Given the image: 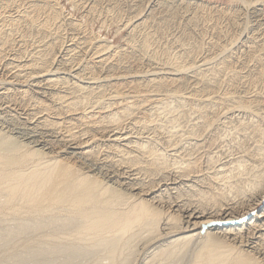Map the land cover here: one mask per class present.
Wrapping results in <instances>:
<instances>
[{"label": "rangeland", "instance_id": "rangeland-1", "mask_svg": "<svg viewBox=\"0 0 264 264\" xmlns=\"http://www.w3.org/2000/svg\"><path fill=\"white\" fill-rule=\"evenodd\" d=\"M0 1H3L0 2L2 5L4 1L6 3L7 0ZM33 1V4H42L41 2H43L42 0ZM51 1H53V3L55 2V0ZM27 2L32 4V0H28L26 3ZM174 2H177L180 8L179 15L177 16L178 18L171 17L170 12L167 11V7H164V0H62V4L55 7L57 8L56 10H59L61 5L65 3L64 6H66L67 9L62 11L63 14L59 25L62 24L67 31L58 32L57 30H43V32L42 28L37 26L38 24L29 26V24L26 25V23H24L21 30L29 31L30 34L33 33L32 35L35 36L34 38L31 36L23 38L20 36L21 33L12 32L11 26L3 24L4 21H10L11 23L12 18L19 20L23 15V13L19 14L17 10H24V7L17 9L14 4L7 8V10H5L6 13L0 15V29L1 31L3 29L2 33L4 34H2L3 38L0 35V40L3 39V41H0V43L3 44V46L0 44V151L3 150L5 152L6 149V151H8V149H12V147H18L23 150L34 149L40 152L38 156L39 159L41 157L43 160L58 159L59 162H69L68 164H71L73 169L75 168L78 172L80 171V173L89 175L91 178L93 177L97 181L99 180L98 182L100 183L109 184L110 186L108 185L107 189V191H110L109 193H132L136 198L142 196V198L153 203L157 202L161 195L164 196V199L167 196L165 199L167 200L168 198L171 199L177 196L181 190L183 192H188L192 187V183L196 185V188L200 185L204 186V184L199 181L205 178V174H192L186 179L183 177L179 178L180 176H178V174L180 170L178 169V172L174 166L170 167L171 169L169 168V170L166 169L156 174L157 176L155 175L147 178L142 172L140 173L138 171L140 174L135 175L137 171L133 173L134 170L123 168L124 165L119 167L117 162V160L120 159L119 153H142L143 151L138 148L140 143H145V146H156L155 149L157 153L165 154L164 157L166 161L168 160L171 163L175 160L174 158L180 159L182 153H195L197 150V155H202L200 157L203 168H207L206 165H209L206 160H209L210 155L216 158L215 167H218V169H225L226 167L224 166L227 165L228 167L232 160L234 161V159L237 160L241 157H244L246 160L248 159L247 161L253 164L254 162L248 155L250 153H258V150L261 149L260 147H264V135L258 130L259 126L264 129V0H174ZM95 6H97V9L102 10L103 14L93 12ZM139 7L142 8L141 10L143 11L140 15H137L138 17L134 16L138 13ZM110 9H114V13L112 12L111 14V12L108 11ZM1 11H3V9H0V12ZM68 12H73L74 16ZM121 13L123 17L119 20V18L117 19L116 17L122 16ZM94 18L95 21L92 23V29L99 34V37L93 39L91 43H88L85 39L87 35H89L88 32H90V30L84 28V25H87V22L84 20L91 19L90 21H93ZM104 20H106V23L102 24ZM79 24H81V26H78ZM4 39L8 42L5 45ZM145 39H152V42L150 41L152 46L147 49V51L142 46ZM102 47H104V50H102ZM98 49L102 51L94 54ZM163 52H165V54H163ZM155 54L159 55V58ZM36 58L39 59V63L41 64H43L45 60L49 62L50 66L48 71L39 72V69H37L38 66L35 68L31 65ZM170 58H172L171 61L174 63L169 60ZM225 63L229 64L230 68L232 66V69H227L226 71L223 68ZM186 65L187 67H184ZM88 68L94 70L93 74H97L96 79ZM35 70L36 72H34ZM233 75L236 76L235 84L226 83V80ZM257 77L260 78L256 79ZM252 78L254 81L257 80L258 83L256 88L254 87L253 89H251V86L249 87V82ZM159 83H164L163 86H159V88L162 87L160 88L161 90L157 88V84ZM142 84L145 86L141 87L140 85ZM136 85L139 89L134 88ZM118 86L121 87V89H118ZM165 86L166 88H163ZM180 86L182 87L180 88ZM176 88H178L179 91ZM205 88L209 91L215 90L216 93L214 91V94L211 93L202 98L193 97V92L195 90H202ZM26 90L28 91L29 98L32 94L30 102L28 97H26L25 100L22 97L17 99L18 96H16V99L14 96V99L12 98V94L16 95ZM116 90L122 91H117L116 93ZM56 93H61V95H67L68 97H89V95H91L89 97V102L86 101V103H89V105H87V107H89L87 110L88 112H84L89 115L101 112L102 108L105 106L108 109L104 108L102 111H104L103 114L107 116L111 112L113 113V110H115L114 113H118L119 111L117 109L123 106L124 109L129 104L131 106L136 104L133 106L134 108L132 107V109L136 111L133 115L129 116V118L127 117L128 120L124 117L126 121L123 119V123L120 120L121 125L119 126L120 128H118L119 130L116 128L117 123H113V125H116L115 127L113 126L114 128H110V130L113 129L110 131L111 133H107L108 130L103 131L99 126H94L89 127V132H85V134H87L85 135L84 132H81L88 126L84 124L85 126L83 125L82 127L81 124L83 122L79 119L81 115L80 111L83 109L78 110L79 113L76 111L67 113L66 115V112H64L65 115H59L57 110L61 109L62 105L60 104L61 101H57L54 98L56 97ZM224 95L226 96L224 97ZM36 97H38V99ZM9 98L16 101H9ZM32 98L34 99L32 100ZM39 98L54 106V108L56 107L55 110L57 112H45V110L43 111L39 106L37 107L36 104L40 102ZM97 99L99 101L101 99V101L99 102ZM6 101L9 102L7 103ZM35 101L36 104L34 105ZM117 101L118 103H114ZM240 101H250L248 103L250 108L239 109L237 106ZM112 102L115 105L112 104ZM109 103H111V107ZM21 104H23V107L27 105V109L25 107L22 108ZM94 104L100 106L101 109L99 107L97 108ZM60 105L61 108H58ZM226 105L230 107L227 109V107L225 108ZM79 108L84 107L81 106ZM49 112L52 113L53 116ZM120 112L122 113V110H120ZM120 112L117 115L121 116ZM135 116L146 117L145 124L143 122L144 120L140 123H134L132 119ZM46 120L52 122L56 121V123L59 122L60 124L59 126L57 124L51 126L49 123V126L46 125L48 123ZM70 121L72 123H70ZM44 122L47 123L44 124ZM228 122L230 123L228 124ZM63 123L65 124L64 127L67 126L66 124L71 125L77 123L75 125L73 124L74 129L76 128L75 131L72 130L73 133H75L74 136H71L67 130L65 131ZM110 124L112 125V123ZM57 127L58 129H56ZM79 129L81 135L79 134L77 136H80V139L79 137L76 138ZM204 131L206 133H204ZM65 132L66 135L69 134L70 136H66ZM94 132L97 137H94L93 140V136L95 135ZM114 134L118 135L114 136ZM89 139L91 140L89 141ZM82 141L85 143L79 146ZM212 142L215 145L211 144ZM193 149L195 151H193ZM10 151L5 152V154L10 153ZM253 165H256V163ZM123 169H126V173L125 171L122 172ZM166 175L168 176L167 178ZM209 176L208 174L206 175V177ZM157 177L160 182H157ZM153 179L158 185L154 183ZM150 180L153 181V185ZM148 181L152 186L156 185V188L146 192V190L151 187V185H148ZM144 182L147 183V186H145L146 183L143 184ZM143 186L144 189L146 187L147 189L143 190ZM189 186L191 187L189 188ZM207 186L205 185V187ZM196 188L195 190L193 189L192 193H195L197 190ZM182 199L186 201L183 200L182 202ZM181 200H178V204H173V206L177 204V206L173 208L174 212L185 202L193 204L194 206L199 205V199L197 197L190 198L189 196H183ZM159 204L160 201L156 203V205ZM193 205L188 207V209L192 208ZM185 206H187V204ZM236 206L237 205H235V207ZM230 207H232V205H227L226 208ZM229 211H231V209ZM263 211L264 201L257 209L248 214L245 219L230 223H233L234 227H240L242 232H244L245 229L247 231V224L252 223L256 218H259L258 222L261 220V223L264 222ZM215 212H217V210ZM11 213L12 212L8 211L6 217L7 220L11 217V222L13 221V224L8 226V221L5 222L6 218H3L1 219L2 224L0 223L1 229L5 225L8 227L14 225V219H16L15 217L17 216V219L20 217L21 221V217L23 216H15L16 214L14 213H12L14 216H11ZM61 213L64 214V210ZM18 222L16 221V223ZM166 222L167 221L164 222V220L161 221L162 229L168 228ZM215 226L216 225H209L204 228L202 233L207 234L209 230L214 234L221 232L218 228H215L212 232ZM5 228H3V230H5ZM262 229H264V227H262ZM31 230H29L27 234L25 231L23 234L24 236L20 235L22 233H19L18 236L15 235L16 237H9L6 235L3 237V233L0 231V235L2 236H0V264H29V262L30 264H44V262L45 264H50L51 262V264H53L56 260H59L57 263L61 262V264H64V261H67V263L65 262L66 264H72L73 262L74 264H77V262L78 264H94L93 262L95 261H92V258H95L99 254L96 255L94 251V256L90 257L88 254L92 253L91 250H95L96 247L99 248V250H103L109 245V243L107 244L106 242L108 238H104V236H106L105 234L101 237L104 239L100 243L103 244L105 242L104 245H107L104 246L101 244L102 247H100L97 245L98 242L96 243L94 242L95 240L92 241V239H89V237L94 238L93 235L80 237L82 241H79L80 239L77 238V244L74 240L71 239V241L69 239L72 235L70 237H68V235L63 237L60 236L65 242L63 243L62 240L60 241V238L58 239L59 241L57 240L58 242H56V239L50 236H48L49 238L43 236L44 238H41V240L39 235L42 230H38L40 231L38 232L40 233L39 235L38 233L33 234L36 235V237L29 235L33 232V230ZM140 232L141 234H139ZM140 232H135L138 234L137 237L142 235L141 237L139 236L136 241L135 234L131 235L132 237L130 236L131 238L135 236L133 240L135 243L132 242L134 251H130L132 250V246H130V250H127L130 252V256L126 254L127 252L124 253L125 260H128L130 257L129 262H132V264H146L145 261L150 259V255L153 251L157 250L158 246L175 238L169 237L171 235H167L163 238H156L150 241L151 237L148 233L144 235L142 231ZM222 234L223 231L220 235L222 236ZM145 236L149 237L144 238ZM229 237L231 238L230 240H234L237 238V235H227V238ZM83 238H87L88 240H84L83 242ZM140 238L142 242H140ZM39 239L40 241L38 242ZM127 239L128 236H126L125 240ZM47 240L50 242L48 243ZM66 240L70 241L68 242ZM125 240H123V243ZM127 241L129 242V239ZM237 241L238 239H235L234 242L237 243ZM34 242H36V244ZM43 242L47 243L46 245L49 244L48 246L50 247H45ZM254 242L256 241L252 240L243 244L238 243V246L246 253L250 252L249 254H255L258 251L255 248L256 244ZM55 243H57V247L60 246V250H57L58 252L52 255V252L50 253L49 250L52 249ZM68 243L70 244L68 245ZM74 243L78 246L74 247ZM67 245H72L70 250V247ZM81 245H84V248L82 246L83 249ZM87 245L96 247L90 248ZM118 247L120 248L121 246ZM42 248L45 251L42 250ZM86 249L91 253H88ZM64 250L69 251L63 252ZM79 251H86L84 254L88 255V261L84 257V260L82 259V254H80ZM103 251H106V249ZM103 251L99 253L105 254ZM42 252H44V254H42ZM70 252H76L75 254L78 252L82 261L77 257L78 254L73 256V254L70 255ZM55 254L58 256L54 257ZM59 254H61V256ZM117 254L116 252V255ZM43 255L44 259L42 258ZM50 255H52V257ZM188 255L191 256V253H188ZM104 256L105 255H102L101 257V255H99L101 259ZM117 256H115V259L118 260ZM257 256L260 257V261L264 263V254H257ZM36 257H38V260ZM105 257L106 260L103 259L107 262V257L109 256L106 255ZM120 257L122 258L123 254L122 256L120 254L119 261L124 259H120ZM112 258V261L111 259L108 260L112 263L113 261L117 263V260H114V257ZM186 258L185 256L184 260L188 263L187 260H190V258ZM89 260H91V262ZM105 262L102 263L112 264L110 262ZM117 264H119V262ZM147 264H155V262Z\"/></svg>", "mask_w": 264, "mask_h": 264}, {"label": "bare ground", "instance_id": "bare-ground-1", "mask_svg": "<svg viewBox=\"0 0 264 264\" xmlns=\"http://www.w3.org/2000/svg\"><path fill=\"white\" fill-rule=\"evenodd\" d=\"M26 1H28V0H12V1L7 0L6 3L4 1V3L2 5L0 3V5H1L0 9H3V11L0 12V15L5 14L6 13L5 10H7V8L11 7L14 4L16 5L17 9L24 7V10H20V11L17 10L19 12V14L23 13L21 18L19 17L20 18L19 20L14 19V18H12V19L10 18L11 23H10V21H8V22L4 21V23H3L5 25L11 26L12 32L15 31V33L16 32L21 33L20 36H22L23 38L27 37V36H31L34 38L35 36L32 35L33 33L30 34L29 31L27 32L26 30L25 31L21 30L24 23H26V25L29 24V26L30 25L32 26L34 24H38L37 26H40V28H42V31L43 30H47V31L48 30H57L58 32H60V31L62 32L64 30L67 31L66 28L64 29V26L62 24L59 25L61 16L63 14L62 11L64 9H67L66 6H64L65 3L63 5H61L59 10H56L57 8L55 7V6H60V4H62V0H55L54 3L51 0H42L43 1V2H41L42 4H40V3L39 4H33V2H34L33 0H32V4H30L29 2L26 3ZM0 2H3V1H0ZM164 4L166 5V6L164 5V7H167V9H168L167 11L170 12L171 17L174 18V17H177L179 15L180 8H179V5L177 4V2H174V0H164ZM27 5H28V7H27ZM79 7H81V6H79ZM141 9L142 8L138 9L139 10L138 13L134 16L140 15V13L143 11ZM113 10L114 9H112V10L110 9L108 11L111 12V14H112ZM93 12H97L98 14L99 13L103 14L102 10L97 9V6H95L93 8ZM68 13H70V12H68ZM70 14L72 16H74L73 12ZM75 14H76V12H75ZM95 17H97V16H95ZM122 17H123V14H122V16H119L116 18L117 19L119 18V20H120V18H122ZM124 17H125V15H124ZM129 17H128V19L130 20ZM90 20L85 19L84 21L87 22V25L83 24L85 29L87 28V30H90V32H88L89 35H87V37L85 39L88 43H91L93 41V39L99 37V34L92 29L93 28L92 23L95 21V18L93 19V21H90ZM103 23H106V20H104V22H102V24ZM81 24H79L78 26H81ZM2 31H3V29H2ZM2 31L0 29L1 37L4 35L2 33ZM12 32H11V34H12ZM6 39H4V42H5V43L3 42L4 45L6 43H8L7 41H5ZM151 40L152 39H145L143 42L142 46L144 47V49H146V51H147V49H149L152 46ZM0 41H3V39H1ZM200 44H202V43H200ZM1 45L3 46V44H1ZM102 50H104V47H102ZM102 50L98 49V50H96V52L94 54H97V53L101 52ZM163 54H165V52H163ZM156 56L158 57L159 55H156ZM170 57H172V56H170ZM43 58H44V56H43ZM171 59L172 58H170L169 60L171 61ZM172 63H174V62H172ZM31 65H33L35 68L38 66L37 69H39V72L48 71L49 66H50L48 61L45 60V62L43 61V64H41V63H39V59H37V58L33 60V64H31ZM180 65H181V63H180ZM179 67H181V66H179ZM184 67H187V65ZM223 68L227 71V69H232V66L230 68L229 64L225 63ZM88 69L92 72V74L94 73V70H92L91 68H88ZM36 70L34 72H36ZM182 70H183V68H182ZM96 75L93 74L95 79H96ZM203 76H205V75H203ZM259 78L257 77L256 79H259ZM235 80H236V76L233 75L232 77H229L226 80V83L233 85V84H235ZM250 80L251 81L249 82L250 83L249 87L251 86V89H253L254 87L256 88V85L258 84L257 80L254 81L253 78ZM217 83H219V82H217ZM163 84L162 83L157 84V86H158L157 88H159V86H163ZM228 84H226V85H228ZM223 85H224V83H223ZM140 86L142 87L143 84ZM202 86H204V85H202ZM181 87L182 86H180V88ZM119 88L121 89V87L118 86V89ZM134 88L139 89V87L137 85ZM160 88H162V87H160ZM163 88H166V86ZM176 89H178V88H176ZM117 91L121 92L122 90H120V91L116 90V93H117ZM178 91H179V89H178ZM214 91L213 90L209 91L206 88L202 89V90L198 89V90H195L193 92V97L195 96L196 98L197 97L202 98V97L210 95L211 93L214 94ZM156 92H157V90H156ZM181 93H182V91H181ZM215 93H216V91H215ZM228 93H230V92H228ZM28 95H29L28 91L26 90V91H22L20 93H17L16 95L12 94V98L14 96V98L16 99V96H18L17 99L19 97H22L25 100L26 97H28ZM31 95H30V98H31ZM55 96L56 97H54V98L57 101L58 100L61 101L60 104L62 105V108L60 105V107H58V108H61V109L57 110L59 115L63 116L64 112H66V115H67V113H73L76 111L78 112V110L83 109L80 111L81 115H80L79 119H81V121L83 122L81 124L82 127L84 124H86L88 126L82 130L81 133L84 132V134H85V132H89V127H94V126H99V128L102 129L103 131L108 130L107 133H109L111 130H113V129L110 130V128L111 127L114 128L116 125V124L113 125V123H117V126H116L117 129L120 128L119 127L121 125L120 120L121 121L123 119L125 120L124 117L129 118V116L133 115V113L136 111L135 109H132V107L135 106L136 104H133L132 106L129 104L131 107L129 105H128L129 106L128 107L126 104L127 107H125L124 109H123L124 106L120 107L121 109L119 108L120 110H122V113L120 112L119 109H117L121 113L122 117L120 115H117V114H119V112L114 113L115 110H113V113L112 112L110 114L107 113V114H109L107 116V115H104L103 114L104 111H102V110H104V108H107L106 106L104 107V105H105L104 104L103 105L104 108H102L101 112H96L94 114L92 113V115L91 114L89 115L87 113L85 114L84 112H88L87 110L89 107H87V105H89V103H86V101L89 102V97L91 95H89V97H85V96L84 97H79V96L78 97H76V96L75 97L74 96L68 97L67 95H61V93L60 94L56 93ZM225 96L226 95H224V97ZM36 98L38 99V97H36ZM13 99H10L9 101H16ZM33 99L34 98H32V100ZM30 101H31V99L29 100V102ZM39 101H40L38 103L39 105L36 104V101H35V103L34 102L33 103H34V105L36 104L37 107L39 106V108L42 109L43 111L44 110H45V112L46 111H51V112L56 111L55 110L56 107L54 108V106L50 105L46 101L41 100V99ZM100 101H101V99H100ZM143 101L146 102L145 100H143ZM249 102L240 101L237 107H239V109L240 108H243V109L250 108V106L248 104ZM12 103H15V102H12ZM114 103H118V101L114 102ZM114 103L112 102V104H114ZM110 104L111 103H109V105ZM21 105H22V108L25 107V106L23 107V104H21ZM78 106L79 107L83 106L84 108H79ZM111 106L112 105H110V107ZM26 107H27V105H26ZM96 107L100 108V106H96ZM226 107L228 109L230 106L226 105L225 108ZM182 110H183V108H182ZM93 111H95V110H93ZM225 112H226V110H225ZM50 114H52V113H50ZM97 114H99V115H97ZM223 114H224V112H223ZM256 114H257V112H256ZM52 116H53V114H52ZM128 118L126 120H128ZM49 119H50V117H49ZM132 120H134V123L135 122L140 123L141 121L144 120L143 122L145 124L146 117L135 116ZM46 121L48 122V123L46 122L47 124L44 122V124H46V125H49V123H50L51 126L53 124H57L59 126V124H60L59 122L56 123V121L55 122L54 121L53 122L48 121V120H46ZM205 121H207V120H205ZM211 121H212V119H211ZM211 121H210V123H211ZM64 123H63V127L65 125ZM70 123H72V122L70 121ZM77 123H75V124H77ZM110 123H112V125ZM122 123H123V121H122ZM150 123H151V121H150ZM229 123L230 122H228V124ZM73 124H71V125L66 124L67 126L64 127L65 131L67 130V132L70 133L71 136H74V134H75V133H73L72 130L75 131V129H76V128L74 129ZM212 126H213V124H212ZM56 129H58V127ZM91 130H92V128H91ZM258 130L262 133V135H264V129H262L261 126H259ZM95 132H94V134H95ZM256 132H257V130H256ZM204 133H206V132L204 131ZM224 133H226V132H224ZM79 134H80V129H79V133L76 134V136ZM105 134H106V132H105ZM65 135H66V132H65ZM67 135H69V134H67ZM85 135H87V134H85ZM95 135L93 136V140H94V137H97V135L96 136ZM117 135L114 134V136H117ZM88 136H89V134H88ZM78 137L80 139V136H77L76 138H78ZM238 137H239V135H238ZM90 140L91 139H89V141ZM83 141H82V143L79 144V146L85 143ZM144 144L140 143L138 145L139 146L138 148L143 151L142 153H139V154H137V153H119L120 159L117 160L119 167L124 165L123 168L134 170L133 173H135V171H137L136 172L137 174H135V175H139L142 172L148 178V177L155 176L156 174H159L166 169L169 170L170 167L175 166L176 170H178V169L180 170V173L179 174L177 173L178 176H180L179 178L183 177L186 179V178H189L192 174H194V175H196V174L201 175V173L205 174L204 175L205 178L202 179V181H199L202 184H204V186L200 185L199 187L196 188V185H193V183H192L191 184L192 187L189 186V188L190 187L191 188L188 190V192L187 191L183 192L181 190L182 192L180 191L177 196L172 197L171 199L168 198L167 200H165L167 198V196L165 199H164V196H162V195H161V197L157 196L160 198L157 200V202L153 203V202L147 201L146 199L142 198V196L139 197L138 196L139 194L137 195L139 198L138 197L136 198L135 195H133L132 193L128 194L127 192H123L124 193L123 194L121 192L120 193H115V192L113 193L111 191L112 193H109L110 191H107L108 185H109L108 183H107L108 185L100 183V182H98L99 180L97 181L93 177L91 178L89 175L80 173V171L78 172L75 168L73 169V166L71 164H68L69 162L65 163L66 161L65 162L62 161L63 162L62 163L61 161L59 162L58 159H54V160L44 159L43 160V158H41V157L39 159L38 156H39L40 152H38L34 149H26L25 148L26 150H23V149H20L18 147L17 148L12 147V149H8V151H6L7 149L5 150V152H9L11 150L10 153L5 154V152L3 150H1L2 152L0 151V223L2 224L1 219L6 218L5 222L8 221L7 222L8 226L13 224V221L11 222V219H12L11 217L9 218L10 220L9 219L7 220L6 216H7L8 211L16 214L15 216L21 215L23 217H21L22 218L21 221H20V217H19V219H17L18 216L15 217L16 219L13 218L14 219V225L17 224L15 226L12 225V226L8 227L7 225H5L4 227H2L3 226L2 225L1 226L2 229L0 228L1 232H2L3 228L7 227V228H5V230H3L2 236L4 237V235H6L9 237L10 236L16 237L15 235L18 236L19 233H22L20 235H23L25 231L27 234L28 231L32 229L33 232H32V234H29V235H33L34 233H38L42 230L40 232L41 234L38 233V235L40 234L39 235L40 239L44 238V237L49 238L48 236H50L51 238L53 237L54 239H56V242H58L59 241L58 239L60 238V236L63 237V236L68 235V237H70L72 235L71 238H69V239L70 240L72 239V240H74V242H76V240H78V239H80L79 241H82V238H80L82 236L93 235L95 239L88 236L89 239H92V241L95 240L94 242H96V243L98 242L97 245L100 247H102V245L105 244V242L103 244L100 242H102V240L106 237V238H108V240H111V241H108L106 239L107 244L109 243V245L103 249V250L106 249V251L99 250V248H97L96 246L90 247L89 245H87L90 248L96 247V249L98 250V251L96 249L91 250V252H92L91 253L90 251H87V249H86V251L88 253L89 252L91 253V254H88V253L87 254L90 255V257L91 256L93 257L95 252H96V255L99 254V255H101V257H102V255H105V256L107 255L110 257V258L109 257H107V258L111 259V261L113 260L112 257H114V260H117V259H115L116 258L115 256L118 255L117 256V258H118L117 263L119 262V264H132V262H129L130 257L128 259V255L130 256V254H129L130 252L127 250L129 249L130 246H132L131 247L132 250H130V249L129 250L134 251L133 244H132V242L135 243L133 241L134 237L136 236L135 237V241H136L139 238V236L140 237L142 236V235H139L137 237L138 234H136L135 232L137 231V233H138V232L142 231L144 233V235H145V233H146V235H147V233L150 235V237L152 239V240L150 239V241H153V239H156V238L157 239L163 238L164 236H167V235H171L169 237H173V238L175 237L174 239L168 240V242H165L164 244H161L160 246H158L157 250L153 251L152 254L150 255L151 256L150 259L145 261L146 264L151 263V262H155V264H264L262 261H260V257L257 256V254H264V233H263L264 229H262V227H264V224H263L264 222L261 223L262 220L260 222H258L259 218H256L252 223L247 224V226H248L247 231L245 229L244 232L241 231L240 227H234L233 223H230V222H234L236 220L245 219L248 214H250L252 211L257 209V207H259L264 201V147H260L261 149L258 150V153H250L248 155V156H250L252 161L254 163H256V165H253L254 163L253 164L249 163L247 161L248 159L246 160L244 157H241V158H238L237 160L236 159H234V161L232 160V162L230 161L231 163H230V165H228V167L224 163L226 165V166H224V167H226L225 169H218V167H215V159L216 158H213L212 155L209 156V160L208 159L206 160L209 163V165H206L207 168L202 167L201 157H200L202 155L199 153L200 156H198L197 155L198 153H196V152H198L197 150L195 153H193V152L192 153H182V155H180L181 156L180 159L174 158L175 160L173 161V163H171L168 160H167L168 162L166 161V159L164 157L165 154L163 155V153H157V150L155 149L156 146L151 147V146H145ZM211 144H213V142ZM213 145H215V144H213ZM193 151H195V150L193 149ZM95 153H96V150H95ZM214 154H216V153H214ZM41 155H43V154H41ZM121 155H123V156H121ZM37 157H38V159H37ZM248 163L251 164L252 166L249 165ZM113 165H115V164H113ZM179 170H178V172H179ZM124 171L126 173V169L125 170L123 169L122 172H124ZM127 171H129V170H127ZM138 171L140 173H138ZM204 171H205V173H204ZM207 174H208V176L209 175L210 176L206 177ZM167 177L168 176L166 175V178ZM161 179H162V177H161ZM150 181L152 182V185L154 183L157 184L154 181V179H153L154 183L152 180H150ZM157 182H160V181H158V177H157ZM145 183L146 182H144L143 184H145ZM148 183H149L148 185L150 186L151 183L149 181H148ZM137 185H138V183H137ZM152 185H151L152 188L149 187L148 189H147V187L144 189V186H143V190L147 189L146 192H148L150 189H155L156 185L155 186H152ZM205 185L206 186L208 185V186L205 187ZM145 186H147V183ZM195 188L197 190L195 191V193H192L193 189L195 190ZM118 191H116V192H118ZM189 193H191V194H189ZM183 196H189L190 198L197 197L199 199L198 200L199 205L194 206L193 204H188L185 202L183 205L179 206L178 210H176L174 212V209H173L174 206H177L178 200L179 199L181 200V198H183ZM183 200L184 199H182L181 201L183 202ZM158 201H160V204L156 205V203H158ZM184 201H186V200H184ZM174 203H177V204L173 206ZM162 204H163V206H162ZM186 204H187V206H185ZM192 205H193V207L188 209V207H190ZM227 205H232V207L226 208ZM235 205H237V206L235 207ZM230 209H231V211H229ZM61 210L62 211L64 210L65 213L64 214L61 213L62 212ZM216 210H217V212H215ZM12 213H11V216H14V214H12ZM186 214H187V216H186ZM8 216H10V215H8ZM18 220H19V222H18ZM162 220H164V222L165 221L168 222V223L166 222V225L168 226V228L162 229V227H161V221ZM16 221L18 223H16ZM3 224H4V222H3ZM219 224H222V225H219ZM164 225H165V223H164ZM209 225H216L212 229V232L214 231L215 228H218L219 230H221V232H217L216 234H214V233L210 232L211 230H209V232H207V234L206 233L203 234L202 232H203L204 228L208 227ZM137 229H139L140 231ZM38 230H40V231H38ZM222 231H223V234L221 236L220 234L222 233ZM103 234H105L106 236H104ZM133 234H135V236H133V238H131L132 237L131 235H133ZM139 234H141V232ZM227 235H235V236L237 235V238H235V239H238L237 243L234 242L235 239L230 240L231 239L230 237L227 238ZM33 236L36 237V235H33ZM103 236H104V238L102 239L101 237H103ZM126 236H128L129 242L127 241L128 239L125 240ZM19 237H21V236H19ZM146 237L147 236H145L144 238H146ZM73 238H76V239H73ZM40 239L38 240V242L40 241ZM64 239H65V237H64ZM131 239H132V241H131ZM28 240H30V239H28ZM61 240H62V238H60V241ZM84 240L87 241L88 239L83 238V242H84ZM123 240H125L124 243H123ZM252 240L256 241L254 243L256 244L255 248L258 252H256L255 254H249L250 252L246 253V252H244V250H242L238 246V243H242V244L246 243V242L248 243L249 241H252ZM62 241H63V243H65L64 240H62ZM66 241H68V240H66ZM49 242L50 241H48V243ZM140 242H142L141 238H140ZM34 243L36 244V242H34ZM70 243H73V242H70ZM70 243H68V245ZM85 243H87V242H85ZM120 243L121 244L123 243L124 245L123 244L121 245ZM148 243H149V241H148ZM44 244H45V247H47L49 245V244L46 245L47 243H44ZM56 244L57 243H55V245L52 246V249L49 250L50 253L52 252V255H53V253H57L58 252L57 250H60V248H59L60 246L57 247ZM76 244H77V242H76ZM76 244L74 245V247L78 246ZM136 244H137V242H136ZM52 245H53V242H52ZM58 245H59V243H58ZM90 245H91V243H90ZM106 245H104V246H106ZM82 246L84 248V245H81V248H82ZM118 246H121V247L119 248ZM48 247H50V246H48ZM68 247H70L69 248V250H70L72 245L68 246ZM23 248H24V246H23ZM43 248H42V250H44ZM47 249H49V248H47ZM64 249H66V248H64ZM73 249H75V248H73ZM117 249H119V250H117ZM69 250H66V251L64 250L63 252H68ZM79 250H80V248H79ZM86 251H83V252L79 251V252H80V254H82V259L84 260V258H86L88 261V255L84 254V252H86ZM102 251L105 252V254L99 253ZM136 251H138V250H136ZM26 252H28V251H26ZM73 252H74V250H73ZM93 252H94V254H93ZM116 252L118 253L117 255H116ZM75 253L70 252V255L73 254V256H74V255L78 254V252H77V254H75ZM124 253L128 254L127 255L128 260H125L126 258L124 257L125 256ZM179 253H182V254H179ZM188 253L189 254L191 253V256L188 255ZM36 254H38V253H36ZM39 254H41V253H39ZM42 254H44V252H42ZM120 254H121V256L123 254L122 258H124V259L119 261ZM52 255H50V256L52 257ZM59 255L61 256V254H59ZM99 255L96 256L95 258H92V261H95V262L98 261V262H96L97 264L105 262L106 257L105 256L103 257L105 259L104 260L103 258L101 259V257H99ZM113 255H115V256H113ZM57 256H56V254L54 255V257H57ZM62 256H63V253H62ZM185 256L187 258H190V260H187L188 263L186 262V260H184ZM68 257H70V256H68ZM77 257L80 258L81 256L78 254ZM37 258L38 257H36V259ZM42 258L44 259V255L42 256ZM63 258H65V257H63ZM122 258L120 257V259H122ZM34 259H35V256H34ZM108 259H107V262L112 263ZM80 260H81V258H80ZM50 261H53V260H50ZM54 261H55V259H54ZM57 261H59V260H56V262H54V263L56 264ZM89 261L91 262V260H89ZM31 262H32V260H31ZM65 262L67 263V261H64V264H66ZM95 262H93V263L96 264ZM107 262H105V263H107ZM117 263H115L113 261L112 264H117ZM29 264H30V262H29ZM44 264H45V262H44ZM57 264H61V262L57 263ZM72 264H74V262ZM77 264H78V262H77ZM86 264H88V263H86ZM89 264H92V263H89Z\"/></svg>", "mask_w": 264, "mask_h": 264}]
</instances>
